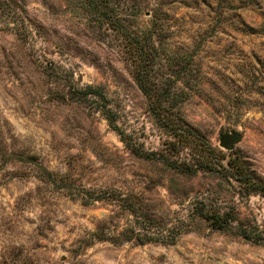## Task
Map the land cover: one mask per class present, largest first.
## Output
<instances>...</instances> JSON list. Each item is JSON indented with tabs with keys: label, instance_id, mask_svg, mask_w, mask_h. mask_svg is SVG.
Listing matches in <instances>:
<instances>
[{
	"label": "rangeland",
	"instance_id": "obj_1",
	"mask_svg": "<svg viewBox=\"0 0 264 264\" xmlns=\"http://www.w3.org/2000/svg\"><path fill=\"white\" fill-rule=\"evenodd\" d=\"M109 9L152 33L168 59L155 55L148 80L172 97L145 95L122 37L81 0H0V264H264V240L193 209L213 199L264 234V0ZM87 85L105 111L81 94ZM237 166L256 189L221 178ZM131 185L154 220L193 223L172 244L92 239L111 207L88 196ZM116 213L110 236L126 226Z\"/></svg>",
	"mask_w": 264,
	"mask_h": 264
},
{
	"label": "trees",
	"instance_id": "obj_2",
	"mask_svg": "<svg viewBox=\"0 0 264 264\" xmlns=\"http://www.w3.org/2000/svg\"><path fill=\"white\" fill-rule=\"evenodd\" d=\"M83 6L88 10L89 13L95 14L98 17V23L100 26H104L105 29H113L122 37L123 51L127 53L128 64L131 66L133 71H137L139 77H142L143 83L140 84V88L143 90L145 95L151 99L152 95L158 96L162 93V96L172 97L169 91H157L154 88L156 85L149 82L150 72L153 70L154 57L155 55H163L158 48V44L155 42L152 33H133L127 30L124 24H121L122 18H118L114 14L109 13V0H81ZM159 57V56H158ZM166 64V56L159 57ZM155 85V86H154ZM81 94L84 95L85 99L90 98L100 111H105V100L103 94L98 87L87 85L81 90ZM160 102V100H159ZM161 105V102L158 103ZM238 166L232 172L231 169H226L221 175L223 180L228 178H234L241 181L249 191L252 186H248V181L242 179L245 172L242 170L238 171ZM99 200L111 207V214L105 216V220L96 230L92 232V239L94 240H107L111 242L136 240L139 243L154 242L161 244H172L175 242L177 237L190 227L193 223V219L185 220L181 218L169 221L171 224L168 225L166 222L162 224L157 220H154L150 215L146 213L148 202L150 198L144 197L142 192H137L134 185L128 186L125 189L119 188H106L102 192H96L88 196V201ZM208 201L206 198L197 199L194 202L193 209L200 213V216L204 220L215 228L221 231H229L230 229H237L238 232L245 239H260L264 240V234H251L250 230L242 222L233 220L228 212L221 211L220 205L216 202ZM113 211V212H112ZM126 212V226L123 227L117 234L110 236L109 228L111 221L115 218V213ZM117 214V213H116ZM101 230V231H99ZM257 230V229H256Z\"/></svg>",
	"mask_w": 264,
	"mask_h": 264
},
{
	"label": "water",
	"instance_id": "obj_3",
	"mask_svg": "<svg viewBox=\"0 0 264 264\" xmlns=\"http://www.w3.org/2000/svg\"><path fill=\"white\" fill-rule=\"evenodd\" d=\"M237 136L235 135H225L221 139V145L226 150H231L234 147V144L237 142Z\"/></svg>",
	"mask_w": 264,
	"mask_h": 264
}]
</instances>
